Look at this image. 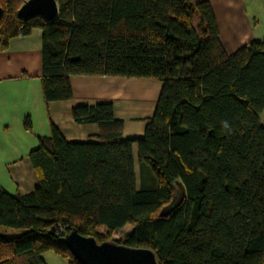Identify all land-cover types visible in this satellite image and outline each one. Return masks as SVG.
I'll use <instances>...</instances> for the list:
<instances>
[{
  "label": "trees",
  "instance_id": "trees-1",
  "mask_svg": "<svg viewBox=\"0 0 264 264\" xmlns=\"http://www.w3.org/2000/svg\"><path fill=\"white\" fill-rule=\"evenodd\" d=\"M24 1L0 0L1 47L43 31L47 104L72 100L78 76L162 91L140 138L124 137L112 103L72 109L76 124L99 127L96 142H69L51 124L29 155L38 187L0 188V264H46L50 252L80 264L60 242L71 230L152 250L159 264H264V41L228 55L209 1L57 0L54 21L19 19Z\"/></svg>",
  "mask_w": 264,
  "mask_h": 264
},
{
  "label": "crops",
  "instance_id": "crops-1",
  "mask_svg": "<svg viewBox=\"0 0 264 264\" xmlns=\"http://www.w3.org/2000/svg\"><path fill=\"white\" fill-rule=\"evenodd\" d=\"M202 1L212 6L220 43L228 55L264 41V0H193ZM42 76L41 29L13 38L6 50L0 41V188L12 196L28 195L38 187L29 155L39 147V138L51 136V124L69 142H96L99 127L76 124L74 107L112 103L116 118L124 121V137L136 139L144 135L146 121L153 116L162 91V84L151 79L78 76L71 78L72 100L47 104ZM27 119L32 132L25 128ZM133 157L138 171L136 145ZM0 233L5 231L0 228ZM43 258L46 264H67L52 252Z\"/></svg>",
  "mask_w": 264,
  "mask_h": 264
},
{
  "label": "water",
  "instance_id": "water-1",
  "mask_svg": "<svg viewBox=\"0 0 264 264\" xmlns=\"http://www.w3.org/2000/svg\"><path fill=\"white\" fill-rule=\"evenodd\" d=\"M60 7L57 0H27L17 12L19 19L27 21L41 17L47 21H54L59 17ZM3 8L0 5V19ZM174 198L162 215H167L179 204ZM55 234V228L50 231ZM60 242L69 249L80 264H159L156 254L149 249H136L117 244L104 242L99 244L93 237H84L77 230L68 231Z\"/></svg>",
  "mask_w": 264,
  "mask_h": 264
},
{
  "label": "rangeland",
  "instance_id": "rangeland-1",
  "mask_svg": "<svg viewBox=\"0 0 264 264\" xmlns=\"http://www.w3.org/2000/svg\"><path fill=\"white\" fill-rule=\"evenodd\" d=\"M25 1H27V0H25ZM24 1V2H25ZM24 2H22V4H21V6L24 4ZM20 6V7H21ZM20 7H19V9H20ZM18 9V10H19ZM18 12V11H17ZM131 226H126V227H124L123 229H121V230H119L118 232H116L114 235H113V237H112V241H121L123 238H124V236L127 234V233H129L130 231H131ZM64 234H65V232H63ZM57 256V255H56ZM59 257V256H58ZM60 258V257H59ZM51 262V261H50ZM65 263H67L66 261H65Z\"/></svg>",
  "mask_w": 264,
  "mask_h": 264
}]
</instances>
